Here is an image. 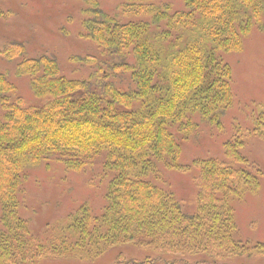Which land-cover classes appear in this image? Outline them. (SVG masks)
I'll return each instance as SVG.
<instances>
[{
	"label": "trees",
	"instance_id": "trees-1",
	"mask_svg": "<svg viewBox=\"0 0 264 264\" xmlns=\"http://www.w3.org/2000/svg\"><path fill=\"white\" fill-rule=\"evenodd\" d=\"M82 1V34L99 53L72 58L89 68L86 77L66 76L50 53L28 56L20 40L0 49L45 100L25 105L17 85L0 71V264L95 259L127 242L158 252L141 259L119 255L115 264H225L264 254V244L234 239L232 200L260 187L239 138L225 144L227 161H194L195 214L155 182L163 180L161 168H190L178 163L179 141L197 134L196 113L220 125L233 103V72L222 53L244 48L264 14V0H182L184 9L177 11L153 0H125V13L149 14L138 21L110 15L99 0ZM50 159L77 171L100 159L113 177L100 216L82 206L40 240L20 214L22 185L27 170Z\"/></svg>",
	"mask_w": 264,
	"mask_h": 264
},
{
	"label": "rangeland",
	"instance_id": "rangeland-1",
	"mask_svg": "<svg viewBox=\"0 0 264 264\" xmlns=\"http://www.w3.org/2000/svg\"><path fill=\"white\" fill-rule=\"evenodd\" d=\"M125 0H99L100 7L123 21L147 19L148 13H125ZM152 4H170L173 11L184 9L182 0H153ZM87 4L82 0H0V49L9 40L27 45V55L42 53L56 56L62 72L71 78H83L89 68L72 61L74 57H95L96 45L83 36L82 20ZM85 32V31H84ZM223 60L233 72V103L220 118V125L206 121L199 113L198 132L190 139H180L182 154L178 163L187 170L161 168L163 180L157 185L172 191L183 210L198 211V170L192 167L197 159L217 158L227 161L225 144L235 138L243 141L240 152L249 161V170L256 174L260 187L248 191L243 199H233L237 229L234 239L249 244H264V14L253 24L240 52H224ZM16 62L0 56V71L18 87L25 105L39 106L44 99L30 89L29 80L15 73ZM105 157V154H102ZM23 181L20 214L30 221L35 237L45 240L55 228L66 223L68 216L82 206L100 216L107 204V191L112 173H106L98 159L82 171L67 168L57 159L44 161L30 168ZM51 226V228H50ZM158 250L138 247L132 242L110 247L102 256L82 260L73 257L41 258L37 264H115L119 255L141 259ZM225 264H264V254L235 256Z\"/></svg>",
	"mask_w": 264,
	"mask_h": 264
}]
</instances>
